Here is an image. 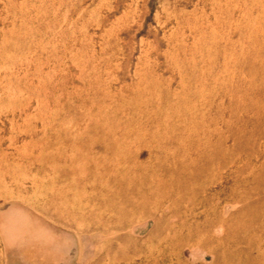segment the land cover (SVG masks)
<instances>
[{
  "label": "rangeland",
  "instance_id": "374dc122",
  "mask_svg": "<svg viewBox=\"0 0 264 264\" xmlns=\"http://www.w3.org/2000/svg\"><path fill=\"white\" fill-rule=\"evenodd\" d=\"M0 264H264V0H0Z\"/></svg>",
  "mask_w": 264,
  "mask_h": 264
},
{
  "label": "bare ground",
  "instance_id": "6f19581e",
  "mask_svg": "<svg viewBox=\"0 0 264 264\" xmlns=\"http://www.w3.org/2000/svg\"><path fill=\"white\" fill-rule=\"evenodd\" d=\"M154 194V193H153Z\"/></svg>",
  "mask_w": 264,
  "mask_h": 264
}]
</instances>
